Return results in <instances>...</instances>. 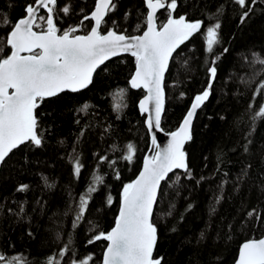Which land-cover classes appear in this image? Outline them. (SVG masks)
<instances>
[{"label":"trees","instance_id":"16d2710c","mask_svg":"<svg viewBox=\"0 0 264 264\" xmlns=\"http://www.w3.org/2000/svg\"><path fill=\"white\" fill-rule=\"evenodd\" d=\"M31 2L0 0V13L16 22ZM248 2L253 11L242 23L244 10L234 0H177L175 16L201 20L204 27L181 45L170 60L165 74L164 132L179 127L194 96L207 87L206 69L213 58L205 51L203 33L207 26L221 25L215 54L223 53L225 48L228 52L217 62L213 90L197 111L192 139L184 147L192 178H186L185 172H176L162 182L153 216L158 230L153 255L162 257V264H234L242 243L264 237V119L254 123L251 119L259 105L264 104V96L253 100L257 84L264 80V65L252 62L253 53L264 58V0H258L256 5ZM115 3L116 9L105 17L103 31L115 28L126 35H141L146 27L144 0ZM66 5H70L71 12L68 16L58 13L61 29L79 24L83 15L94 10L95 0H58L60 8ZM157 18L158 23H164L167 11L160 12ZM138 25L141 31H136ZM90 27L91 22L85 21V27L77 34H86ZM8 31L10 28H0V37ZM8 51L5 48L0 57ZM134 71L135 59L131 55L112 59L96 70L88 88L64 92L41 104L38 112L43 146H22L0 166V255L21 257L18 264H45L71 239V251L60 264H71L72 259L88 255L93 257L90 264H100L107 242H87L96 232H107L114 226L123 185L136 178L150 146L145 116L138 110L144 93L128 84ZM257 73L260 75L250 86L242 83V78L250 79ZM119 89H126L123 100L117 96ZM117 103L127 107L115 111ZM85 104L88 109L79 111ZM129 143L136 149L131 163L122 159ZM73 147L83 164L79 178L73 175L69 156ZM99 156L115 161L114 167H109L108 162L99 163ZM93 172L104 177V185L98 186L85 218L74 229L79 197L91 183ZM176 175L181 179L173 184ZM43 177L52 187L46 186ZM21 184L29 185L28 190L18 192ZM109 194L113 197L112 206L106 203ZM217 197H222L220 203H216ZM252 209L261 213L260 221L247 217ZM169 211L171 215L167 214ZM94 226L95 231H90Z\"/></svg>","mask_w":264,"mask_h":264},{"label":"snow or ice","instance_id":"6c2138e0","mask_svg":"<svg viewBox=\"0 0 264 264\" xmlns=\"http://www.w3.org/2000/svg\"><path fill=\"white\" fill-rule=\"evenodd\" d=\"M257 2L258 0H251V5H256ZM234 3L244 10L240 17L243 23L253 11V7L249 5L248 0H234ZM144 4L147 8L144 18L146 27L141 35H126L115 28L103 31L107 22L105 17L117 7L115 0H95L94 10L90 14L83 15L79 24L69 25L65 29L58 26V13L62 12L68 16L71 7L66 5L60 8L58 0H33L25 5V15L16 22H12L6 13H0V28H10L5 36L0 37V53H4L5 48L9 50L0 57V166L5 165L14 150L22 146H43L44 132L40 127L38 109L46 99L58 97L66 91L75 93L88 88L93 82L96 70L112 57L128 53L135 59V71L128 84L132 89L143 88L147 93L140 100L139 109L141 114H148L145 126L151 137L150 151L153 154L144 157L143 167L136 179L123 185L114 226L107 232H96L87 242H107L100 264H162L163 258H154L153 255L158 241V230L153 221L154 205L160 200L162 182L170 180L169 174L174 173V170L181 169L187 174L186 178H192L184 145L192 139L191 126L197 110L208 101L213 90L217 78V62L228 52L225 48L223 53L215 54V46L220 44L218 30L221 25L215 23L207 26L206 32L203 33L205 51L213 57L206 69L207 87L194 96L179 127L166 133L169 140L161 148L154 132L163 131L165 73L169 70V61L174 58L173 53L181 45L201 32L204 23L201 20L189 21L184 15L174 17L173 13L178 7L177 0H144ZM159 9L167 11V20L162 24L158 23ZM80 11L83 12L84 9L81 8ZM219 11L220 9L217 10L218 13ZM125 16L127 18L128 14ZM85 21L91 22L90 30L86 34H77L85 27ZM113 24L116 22L113 21ZM136 31H141L139 25ZM253 58L254 64L264 65V58L258 53H253ZM256 75L260 73L250 79L242 78V83L250 86L255 82ZM125 94L126 89L117 91L121 100ZM183 96L184 93H181V97ZM257 96H264V80L257 84L253 100ZM88 107L85 104L79 111H86ZM124 107L127 105L117 103L114 110L120 111ZM248 107L251 110L253 105L250 103ZM251 119L253 123L264 119V104L259 105ZM113 147L115 150V146ZM126 150L122 159L131 163L136 149L129 143ZM244 151H248L247 144ZM69 156L73 164V175L79 178L83 164L76 154L75 147ZM98 160L101 164L108 162L109 167H114L116 163L109 161L107 156H99ZM243 175L246 176L247 172ZM119 178L120 174L116 172V179ZM43 179L46 186L52 187L47 177ZM180 179L181 177L176 175L172 183L175 184ZM101 185H104V177L93 172L91 183L79 197L78 211L72 225L74 229L85 218L89 202ZM28 188L29 185L21 184L16 190L24 192ZM221 199L222 197H217L216 203H220ZM106 203L108 206L113 205L111 194L106 197ZM20 210L23 212V207ZM167 214L171 215V211ZM247 217L260 221L261 213L252 209L247 212ZM229 227L231 228V225ZM90 231H95V226ZM71 243L69 239L68 244H65L58 254L48 257L45 264H60L66 253L71 251ZM21 260L19 256L5 258L0 255V262L4 264H18ZM90 261H93V257L88 255L80 260L72 259L71 264H90ZM235 264H264V237L248 239L241 244Z\"/></svg>","mask_w":264,"mask_h":264},{"label":"water","instance_id":"95a60500","mask_svg":"<svg viewBox=\"0 0 264 264\" xmlns=\"http://www.w3.org/2000/svg\"><path fill=\"white\" fill-rule=\"evenodd\" d=\"M162 11H165V9H159L158 11H157V16H158V14L160 13V12H162ZM42 12H43V10H42ZM173 15H174V17H176L175 16V14L173 13ZM176 18H178V17H176ZM167 20V19H166ZM166 22V21H165ZM164 22V23H165ZM174 54V53H173ZM127 55H130V54H128V53H121L119 56H117V57H112V58H110L108 61H110V60H112V59H115V58H118V57H121V56H127ZM171 60V59H170ZM108 61H105V63L106 62H108ZM104 63V64H105ZM169 63H170V61H169ZM103 64V65H104ZM102 66V65H101ZM100 66V67H101ZM166 74V73H165ZM93 76H94V74H93ZM89 87V86H88ZM82 90H84V89H82ZM82 90H80V91H82ZM135 90H142L143 91V93H144V96L145 95H147V93H146V91L143 89V88H141V89H135ZM80 91H78V92H80ZM66 92H70V91H66ZM76 93V92H75ZM143 96V97H144ZM143 97L141 98V99H143ZM140 99V100H141ZM140 102V101H139ZM190 108V107H189ZM138 110H139V112H140V109H139V103H138ZM199 110V109H198ZM197 110V111H198ZM140 114H141V112H140ZM142 116H145V120H146V118H147V113H144V114H141ZM162 117H163V113H162ZM194 118H195V116H194ZM194 118H193V121H194ZM193 124V123H192ZM147 128V127H146ZM191 128H192V126H191ZM147 131H148V129H147ZM149 133V132H148ZM154 134L156 135V137H157V144L158 145H160V147L162 148L163 146H165L167 143H168V140H169V137L166 135V132H164V131H162V132H154ZM149 140H150V146H149V150H148V152L146 153V155H151V154H153V152L152 151H150V149L152 148V145H151V137H150V135H149ZM186 143H187V141L185 142V145H186ZM185 145H184V147H185ZM145 155V156H146ZM143 161H144V159H143ZM143 161H142V165H141V169H142V167H143ZM140 169V170H141ZM140 172V171H139ZM176 172H184L183 170H181V169H176V170H174V173H176ZM174 173H170L169 174V176L170 175H172V174H174ZM138 175H139V173H138ZM137 175V176H138ZM136 176V177H137ZM136 179V178H135ZM134 179V180H135ZM154 209H155V205H154ZM243 244V243H242ZM238 254H239V251H238ZM238 254H237V257H238ZM234 264H235V262H234Z\"/></svg>","mask_w":264,"mask_h":264},{"label":"bare ground","instance_id":"6f19581e","mask_svg":"<svg viewBox=\"0 0 264 264\" xmlns=\"http://www.w3.org/2000/svg\"><path fill=\"white\" fill-rule=\"evenodd\" d=\"M202 47V46H201ZM86 190V189H85ZM31 264V263H30Z\"/></svg>","mask_w":264,"mask_h":264}]
</instances>
